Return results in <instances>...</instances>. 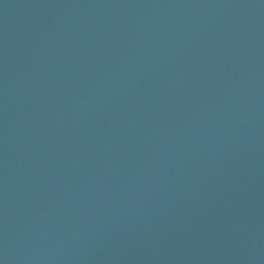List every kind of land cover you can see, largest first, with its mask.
I'll return each mask as SVG.
<instances>
[{
	"label": "water",
	"instance_id": "obj_1",
	"mask_svg": "<svg viewBox=\"0 0 264 264\" xmlns=\"http://www.w3.org/2000/svg\"><path fill=\"white\" fill-rule=\"evenodd\" d=\"M214 264H264V93Z\"/></svg>",
	"mask_w": 264,
	"mask_h": 264
}]
</instances>
